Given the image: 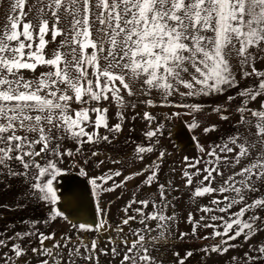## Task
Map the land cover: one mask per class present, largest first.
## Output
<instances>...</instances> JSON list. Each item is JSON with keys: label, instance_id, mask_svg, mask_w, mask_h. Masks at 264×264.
Segmentation results:
<instances>
[{"label": "snow or ice", "instance_id": "snow-or-ice-1", "mask_svg": "<svg viewBox=\"0 0 264 264\" xmlns=\"http://www.w3.org/2000/svg\"><path fill=\"white\" fill-rule=\"evenodd\" d=\"M221 96L214 106L205 99ZM141 106L175 110L136 112ZM137 117L147 123L130 160L97 161L98 151L84 150L112 145ZM174 117L200 133L179 186L160 176L170 153L159 120ZM137 162L143 167L123 174ZM70 169L84 178L99 219L66 214L60 181ZM138 177L110 222L104 195H123ZM12 181L15 206L46 215L0 229V264H101V256L165 264L163 252L172 264L197 254L200 264H264V0H0V185ZM173 192L195 206L184 218L189 231H178ZM61 221L70 227L57 236L51 226ZM187 240L199 249L176 250Z\"/></svg>", "mask_w": 264, "mask_h": 264}, {"label": "rangeland", "instance_id": "rangeland-1", "mask_svg": "<svg viewBox=\"0 0 264 264\" xmlns=\"http://www.w3.org/2000/svg\"><path fill=\"white\" fill-rule=\"evenodd\" d=\"M259 67V65H257ZM233 94L229 92L228 95ZM209 105H216L222 103L225 100V96L219 98H205ZM144 110L152 111L153 114H158L161 112H171L175 109L167 108H157L144 109L142 106L136 109V112H142ZM188 117H174L170 118L167 121L160 119L159 122L164 124L161 136V145L170 155L165 157L164 163L162 165V172L160 173L161 181L163 182L166 178H174L176 186H179L181 183L180 169L182 167V159L184 156L190 158L196 157L198 155V150L196 148V142L193 139V136L199 137L200 133L188 128ZM217 120L215 115H212L210 118H206V123H211ZM114 123L115 120H112ZM146 121H143L139 117L135 121H132L130 118L125 121L123 126V132L119 135V138L113 142L112 145L105 143L99 145H85L84 150L89 152V150H95L100 153L95 159L97 161L104 160L106 157H113L121 160H130L135 144L132 141L137 143L141 142L142 130L146 126ZM134 129V131H130ZM229 130L228 124H223L221 131L227 132ZM104 130L101 129V133ZM219 133H213L209 138L208 142H212ZM127 141V143H126ZM201 142H204L203 140ZM68 146L74 147L69 144ZM150 159H155V156H151ZM150 159H146L144 163H149ZM104 170L108 168H121V165H113L111 163H106L102 166ZM143 167V164L137 162L134 168H125L123 171L124 175H128L131 171L139 170ZM175 168L176 171L172 172L171 169ZM70 175L66 176L60 181V192L63 193L61 200V205L66 210V214L70 215L72 221L80 220L81 222L87 220L92 222L97 220L100 216L96 213V207L94 198L91 195L90 190L85 188V182L83 177H79L78 169H70ZM119 182L122 177L115 178ZM143 177H138L132 181H129L121 195V190L116 189L115 192L106 193L101 201L102 205L105 208L109 209V221L113 222L118 220L123 214L119 212V209L122 208L125 203L132 197V193L135 190L136 186L141 182ZM109 185L112 183L108 182ZM19 188V183L17 181H12V188H7L0 185V204L9 205L8 208L0 209V229H3L4 226L16 224L19 225L22 220H31V219H43L46 215V210L43 207H38L35 204L28 205L25 208H17L14 203V198L17 197V189ZM151 190L147 187L142 189L141 195L143 193L150 192ZM172 196L178 197L175 201L177 205V216H178V231L186 232L190 230V225H188L184 218L187 216V211L190 208H194V205H191L187 196L182 197L181 192H173ZM182 197V198H181ZM171 198V197H170ZM203 202H207L206 198ZM198 218V213L196 214ZM70 225L67 222H57L51 226V230L57 233V236L61 235L63 232L69 229ZM19 230V229H17ZM210 232L211 229H208ZM95 233L90 234V238L94 236ZM47 243V242H46ZM201 242L194 240H187L184 242L176 241V250L184 251L185 249H199ZM232 253H229L231 255ZM165 257V264H172V257L170 252L161 253ZM101 264H106L107 258L101 256ZM201 257L197 254L194 258H190L186 264H200ZM208 264H217V258L209 260Z\"/></svg>", "mask_w": 264, "mask_h": 264}]
</instances>
